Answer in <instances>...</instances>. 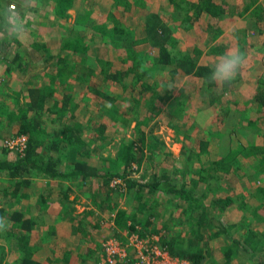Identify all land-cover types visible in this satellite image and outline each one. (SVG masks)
<instances>
[{
	"label": "rangeland",
	"instance_id": "obj_1",
	"mask_svg": "<svg viewBox=\"0 0 264 264\" xmlns=\"http://www.w3.org/2000/svg\"><path fill=\"white\" fill-rule=\"evenodd\" d=\"M15 1L16 0H7L6 3ZM173 1L176 2L178 0H142L141 4L133 1L132 8L123 11V22L129 28L128 36L114 38L110 41L109 38L104 35H102L100 39H96V36H94L93 39L89 35H83V41L89 44L88 51L75 52L71 50H60L58 52L59 55H53L47 58L48 60H45L43 55L34 58V60L28 58V54L27 57L25 54L23 59L16 57L14 65H11L9 72L11 75L4 78V76L1 77V75H3L2 72L0 73V104L3 103L4 106H6L5 108H0V157L9 156L8 154L21 155L9 148L8 153H6V150L3 148L6 147L3 145L4 138L21 133L17 131L18 120H9L5 114L15 106V100L25 105L31 103V94L29 93L31 87H46L48 85L46 75L54 73L59 67V62L61 60L59 61L57 59L58 56L62 57L66 63H74L76 66H79L80 63L84 62L93 69L92 75L89 79L84 80V82L74 80L72 84L61 83V85L59 83L58 87L52 88V96L54 98L61 97V88H64L63 86L71 92L68 108L74 107L73 111L77 119L81 120V131L85 136H88L86 132L87 130H92L90 123L97 114V112H95L96 109H93V101L92 103L90 101L92 99H97V90L109 89L108 87L110 85L113 91L116 89L118 90L117 92L122 93L121 86H118L119 84L114 80L116 79L114 74L117 70H122L125 66V63L122 62L123 60L121 61L118 56L123 58L127 53L126 50L127 47L130 46L131 40L136 39L137 41L133 43V47L139 52L147 51L149 59L157 53V49L160 47L161 42H163L174 58L176 56L178 61L179 59L185 60L187 71H185L179 63L180 70L175 75L167 74V71L164 69H153L151 71L149 69L145 77L146 80L152 79L151 82L156 84L162 91L164 88H167L170 91L167 98L177 99L183 96L186 106L185 103H183L184 106H179L176 110L174 106L172 112L171 109L168 110L169 106L166 105V101L160 102V104L156 102L155 108L160 109L156 115H153L148 125L145 127V131L146 133L147 131H152L151 134L156 135L155 137H157L165 145L164 147L172 154L164 155L162 153L157 156H151L149 154L150 151H144L149 157H143L142 161L139 163L134 162L130 167L131 174L139 180H145L152 172V165L156 166L161 172L163 168L165 170L169 168L171 176L176 179L186 177L191 173L197 174V172L207 170L205 162L219 158L226 147L225 143L230 141V138L226 134L213 135L211 133L210 135L206 132V130L210 132L214 129L212 119L216 111L222 112L224 107L222 98L226 100L230 98V95H235L237 89L239 87L242 88L245 82H249L252 85H256L257 82H260L263 83L264 86V31L256 29V24H260L264 27V0H256V3H254V5L258 3L261 6L259 13L262 12V14L259 19H256L253 14L249 15L245 10L242 13V9L247 3L245 1L248 0H230L231 3L226 5L221 16L211 17L203 14L202 16L194 17L190 21V24H187V18L184 17L185 14L187 15L186 6L184 8L176 7ZM185 2L187 4V0ZM52 4V0H36L33 8L30 10L28 39L23 43L18 41V44L16 41L10 40L12 46L10 47L9 53L13 54L15 51L20 50L24 55L25 48L26 50L31 49L40 52L38 49L41 50L43 44H46V46L52 44L53 40L59 38L58 36L60 33L65 32L66 35L71 32H78V34H82L83 28L86 25V27H88V25L90 26V24H92V22H89L90 20L98 19L97 15L103 12L107 13V10L111 8H114L113 10L115 11L121 8L114 0H75L74 6L68 8L66 11L68 15L66 17H59L53 12ZM19 8L20 4L18 6V9ZM183 17L185 20H183ZM63 27H65V29H63ZM66 28L75 30L69 31ZM96 32L99 33L97 30L94 31V33ZM1 37L4 39L2 35H0V38ZM238 38L242 41L245 48L244 53L246 54V63L239 72L241 78L239 81L237 80L234 87L231 85L230 91L229 89L223 91L219 85L213 92L207 94L205 86L201 88L194 74L188 71V66L194 57L195 50L198 48L201 51L196 60L197 64L216 62L230 49H238ZM213 44H219L217 46H220L215 53L210 52V48ZM109 45L115 46L114 52L112 49L108 48ZM40 53L43 54L42 52ZM11 78L13 79L11 80ZM8 80H11V84H8ZM161 81L163 83H161ZM193 82H195V84ZM13 85L14 87H20L21 90L13 92L14 88H12L13 93L8 96L7 86L11 87ZM137 88H139V86L135 85V93ZM9 92H11V90ZM215 94H217V97L213 102L211 97ZM37 96V102L33 106V109H30L29 113L33 114L37 112L40 114L38 116L40 120L38 124H45L48 129L64 126V124L67 123L64 117L68 119V114L65 113L66 115L63 116L60 115L55 121L51 120L49 118L51 111L48 110L53 107L51 97L42 99L41 92H39ZM125 97L124 100L121 99L118 101V105L122 109H125L126 105L129 104L126 95ZM83 100L88 103L85 104ZM126 100L128 102H126ZM228 102L231 103V101H227L226 103ZM99 104L100 102L97 103V106H99ZM157 104L161 106L157 107ZM232 105L234 110L230 111L226 115L227 117L221 121L226 124H219L221 127L224 125L221 131L226 132L231 126H235L239 122L243 123L244 120L247 119L246 116H249L250 122L256 121L257 124L253 129H245L240 128L241 126H237L238 139L235 138V140H238L239 144H243L236 146L231 145L230 147L239 149L242 146H246L248 142H246L245 138L252 139L254 144L264 145V131L261 129L258 130L260 126L264 128V106L256 108L254 111L251 103L247 105H243L242 103ZM153 106L154 105H152V102H149L147 97L145 100L141 99L139 115L152 116ZM65 112L67 111L65 110ZM112 112H116V109H112ZM73 121L74 119H70L68 126H71ZM95 132L97 133V131ZM96 133H94V135ZM138 135V131L135 130L134 127L130 130V128L125 129L117 125H108V131L103 135L97 134L98 137L93 139L91 147L96 156L113 155L123 142L129 143L132 140L139 146ZM153 139L156 140L146 135V140L152 141ZM202 139L208 142L206 151L203 154L199 147ZM71 151H73V147ZM241 153H243V150ZM263 153L264 151H257L254 154L249 153L247 155L237 153V157L232 160V165L230 166L232 168H230L229 172L224 173L223 171H219L217 174L214 171L217 178L214 179V175L208 177V181L212 184L214 182L216 183L217 180L220 186H223V189H221L223 191L222 194H229L233 198V203L222 214V219L225 222V231L228 236L235 235L237 232L238 226H236V223L243 213L240 209V204H245L247 206L248 215L253 214V207H258L257 212L264 213ZM71 156V154L69 157L66 156L62 160L61 165H65V162ZM174 160L179 161L178 163H181V166L175 167L172 165L171 163ZM101 163L102 160L96 157H93V160L90 161L91 165H100ZM237 164L240 165L238 169ZM235 169H237V171ZM195 171L196 173H194ZM33 177L36 178L39 176ZM117 178H119V180ZM92 181L94 185L97 183L99 188L103 186L102 178L95 177ZM5 182V175L0 174V208L3 209L11 210L12 208H24L26 213H30L33 212L31 208L34 210L36 209V205L33 206L34 204L32 203L33 195H31L32 192H35L33 191L34 189L39 190L42 187L45 194H50L49 214L51 210L60 220L55 219L57 217L51 213L50 215L48 214L47 221H58L57 228L59 229V233L52 236L50 235L47 240L40 243V245L36 244L37 247L34 251L38 254H44L43 256H46V259L59 258L58 264H94L93 258L95 255H100L102 253V258L105 257L107 246L103 243L105 241L107 242V239L113 241L114 249H117V245H119L120 248L124 246L127 253L126 256L130 258L129 256L133 257L137 252L136 247L130 242L132 233L139 237L149 236H142L134 231L128 232L124 228H117L113 221L114 211H108L107 214H104V207L96 206V209H94L92 204H87V202H85L88 197L83 193V197L81 198L72 193L69 195V200L60 198L57 194L59 189L58 183L60 182L58 179L53 181H47L43 178L37 179V181L30 186L32 191L30 195H26L27 190H24L25 188H23L24 186H22L21 183L18 185L16 195H12L10 192L3 193L1 188L4 186ZM108 184L116 187L117 190L111 192V196L117 201L118 206H122L125 195L124 193L119 195L118 192L124 187L123 180L118 176H113ZM18 195L21 196L17 197ZM82 203H86L84 208L81 206ZM46 210L47 208H43V211ZM64 210L68 214L64 213ZM71 214H81L79 218H84L82 222L86 224H84V233L80 231L81 234L75 235L77 237H74L71 232L74 227H71L72 223L69 222L70 219H66L67 217H65V215ZM0 218H4L8 222L7 216L3 210H0ZM153 220L156 222L155 217ZM46 228L47 225L45 229ZM7 229L0 231V245L8 242L5 237ZM224 234L219 236L216 244L222 241V238H225L226 235ZM121 236H123V238H121ZM154 237L158 240L157 234ZM183 237L186 241L187 239L190 240V242L197 240L187 235L185 230L183 231ZM32 243H35V241H32ZM70 249H74L75 251L71 253ZM83 250L88 251L86 255L85 253L83 254ZM65 251L68 253L64 254ZM220 257H222L221 252L213 254V258H218V263L221 260ZM13 258V255L9 254L6 259L8 264H14ZM102 258L99 259L97 264H109L107 260L102 261ZM236 260L239 262L243 260L242 253L238 254ZM211 262L212 260H207L204 264H211ZM254 264H264V252L255 258Z\"/></svg>",
	"mask_w": 264,
	"mask_h": 264
},
{
	"label": "trees",
	"instance_id": "obj_2",
	"mask_svg": "<svg viewBox=\"0 0 264 264\" xmlns=\"http://www.w3.org/2000/svg\"><path fill=\"white\" fill-rule=\"evenodd\" d=\"M6 1L0 0V21L3 20V6L6 4ZM133 1L138 4L142 3V0H114L121 7L120 9L115 11L113 10L114 8H111L107 10V13L103 12L97 15L98 19L90 20L89 22H92V24L88 25V27L86 25L83 28L82 34H78V32H71L66 35L65 32H63L64 34L60 33L59 38L53 40L52 44L48 46L43 44L42 49H38L43 54L31 49L26 50L25 48L24 55L19 50L13 54L10 53L9 57L23 59L25 54L26 57L28 54V58L34 60V58L43 55L46 60L53 55H59L58 52L60 50L88 51L89 44L83 41V35H89L93 39L94 36H96V39H100L104 35L110 41L114 38L128 36L129 28L123 22V11L128 8L131 9ZM185 1L178 0L173 2L179 8L186 6L187 15L185 14L184 17L187 18V24H190V21L194 17H199L203 14L211 17L221 16L226 5L231 3L230 0H187V4ZM52 2L53 12L59 17H66L68 15L67 9L74 6L75 0H52ZM245 2L247 3L242 9V13L245 10L249 15L253 14L256 19H259L262 14V12L259 13L261 6L258 3L254 5L256 0ZM16 4L19 3L17 2ZM184 17L183 20H185ZM66 29L69 31L75 30ZM256 29L264 31V27L260 24H256ZM96 30L99 33H94ZM135 41L137 40H131L130 46L126 50L127 53L123 58L118 56L121 61L123 60L122 62L125 63V66L124 69L117 70L114 74L116 79H113L119 84L118 86H121L122 93L117 92L118 90L116 89L113 91L110 85L109 89L97 90V99L90 101L91 103L93 101L92 105H95H93V109H96L95 112L97 114L90 123L93 131L87 130L86 132L88 136H85L81 131V120L77 119L73 111L74 107L68 108L71 92L63 86L60 98L52 96V88L58 87L59 83L72 84L74 80L84 82V80L89 79L93 73V69L84 62L76 66L74 63H66L62 57L58 56L57 59L61 60L59 67L54 73L46 75L48 85L46 87L39 86L29 89L31 103L25 105L15 100V106L11 110H8L5 115L9 120H18L17 131L27 133L28 140L24 155L8 154L9 156L0 157V174H4L6 177V182L1 191L16 195L20 183L22 186L30 187L32 183L40 178L47 181L58 179L60 182L58 183L59 189L57 194L60 198L69 200L70 193L76 195L75 189H78L77 195H79L78 192L88 195V192L84 190L85 182L99 177L102 178L103 184L100 189L104 188V193H106L104 197H102L101 192H97L96 195L93 194L94 197L96 196V205L104 207L106 213L107 211H114L113 221L117 228H124L128 232L134 231L142 236L157 234L159 236V240H157L158 244L165 247L174 255L186 257L193 264H204L207 260H212L211 264H254L255 258L264 252V213L257 212L258 207H253V214L248 215L247 206L240 204V209L243 213L236 223V226H238L237 232L235 235L228 236L225 231V222L222 219V214L233 203V198L229 194H222L223 191L221 189H223V186H220L217 180L216 183L212 184L208 181V177L214 175V179H216L215 172L217 174L219 171H223L224 173L229 172L230 168H232L230 167L232 160L237 157V153L247 155L249 153L254 154L257 151H264L263 144H254L252 139L248 138H245L246 142L249 143H246V146H242L239 149L230 147L231 145L243 144H239L238 140H235V138L238 139L237 126L245 129L255 128L254 126H256L257 122H250L249 116H246L247 119L243 123L239 122L237 125L231 126L227 131L224 130L226 132L221 131V128L226 124L221 121L227 117L226 115L230 111L234 110L232 104L242 103L243 105H247L251 103L254 111L256 108L264 106L263 83L257 82L256 85H252L249 82H245L242 88L239 87L237 89L235 95H230V98L226 100L222 98V103L224 104L222 112L216 111L212 119L214 129L210 132L206 130V132L210 135L211 133L213 135L226 134L230 138V141L225 143L226 147L219 158L205 162L207 170H202L197 172V174L191 173L190 175H185L186 177L176 179L171 176L169 168L167 170L163 168L161 172L156 166L152 165V172L148 178L139 180L131 174L130 167L134 162L139 163L143 157L148 156L144 151H150L149 154L151 156H157L162 153L164 155L172 154L155 137L156 135L151 134L152 131H147V133L145 131V127L153 115H156L160 109L155 108L156 102L160 104V102L166 101V105L169 106L168 110L171 109L172 112L174 106L175 110L177 107L182 106L183 103L186 106L183 96L177 99L167 98L170 91L167 88H164L162 91L156 84L151 82L152 79L146 80L145 76L149 69L150 71L153 69H164L167 71V74L175 75L180 70L179 63L185 71H187V64L185 60L179 59L178 61L176 56L174 58L163 42H161L160 47L157 49V53L149 59L147 51L139 52L135 50L133 47ZM16 43L18 44V41ZM237 43L238 50L244 53L245 48L239 38L237 39ZM10 45H12V42L4 38L5 51H8ZM217 45L219 44L211 46V53L218 51V47L220 46ZM114 47L109 45L108 48L114 52ZM200 53L201 51L197 48L188 66V71L194 74L198 85L201 88L205 86L207 94L213 92L219 85L223 91L228 89L230 91L231 85L234 87L237 80L239 81L241 78L240 74L238 73L236 78L230 83L217 84L210 82L208 75L215 62L197 64L196 60ZM4 55L8 56L7 53ZM161 83L163 82L161 81ZM193 83L195 84V82ZM135 85L139 86L136 93L134 92ZM39 92H41L42 99L51 97L53 107L48 109L51 111L49 116L51 120L55 121L60 115L68 114V119L64 117V120H67L64 126L48 129L45 124H38L40 121L38 118L39 113H29L30 109H33V106L37 102V94ZM125 95L129 104L126 105L125 109H122L118 105V101L124 100L126 98ZM146 97L154 105L152 116L139 115L141 99L145 100ZM216 97L217 94L213 95L211 100L214 102ZM127 100L126 102H128ZM227 101H231L232 104L226 103ZM98 102H100L99 106H97ZM84 103L87 104L88 102L84 101ZM159 104H157V107L161 106ZM5 107L3 103L0 104V108ZM112 109H116V112H112ZM70 119H74V121L71 126H68ZM221 123H224L222 127L219 125ZM108 125H117L125 129L130 128V130L134 127L139 134V146L131 140L129 143H121L113 155H94L95 153L91 147L93 139L98 137L97 134H105L108 131ZM262 127H258V130L264 131ZM94 133L96 134L94 135ZM146 135L156 140H146ZM207 143L205 139L200 141L199 147L202 154L206 151ZM72 147L73 151H71ZM3 148L8 153V148ZM242 150L243 153H241ZM70 154L72 156L65 162V165H61L62 160L66 156L69 157ZM92 156L100 158L102 163L100 165H91ZM178 162L174 160L171 164L175 167L181 166V163ZM238 168H240L239 164H237ZM237 169L235 170L237 171ZM33 176L39 177L35 178ZM113 176L122 178L124 182V187L120 190L118 189L120 191L118 192L119 195L122 193L125 195L122 206H118L117 201L111 196V192L117 190L116 187L108 184ZM33 191L35 192L31 194L33 195L32 203L34 204L33 206L36 205L35 210L31 208L33 212L26 213L24 208H12L11 210L0 208V210L5 212L8 220V229L5 233L8 242L0 245V264H8L6 259L9 254L13 255L14 264H58V259L48 258L44 261L35 256L34 250L37 247L36 244L42 242L40 239L49 236L57 224H52V221H45L46 214L43 208L49 206L50 194H45L42 187L39 190ZM19 196L21 195L17 197ZM64 213L67 212L64 210ZM154 217L156 218V222L153 220ZM70 221H73V231L78 228L81 232H84L82 230L85 229L84 226L86 224L80 226V223L74 218L70 219ZM46 225L47 228L45 229ZM184 230L187 235L197 240L190 242L187 239L186 241L183 237ZM221 234L226 236L216 244ZM32 241H35V243H32ZM218 252H221L222 255L219 263L217 262L218 258H213V254ZM241 253L243 260L239 262L236 259L238 254ZM101 255L102 253L94 256V264H97L99 259L102 258Z\"/></svg>",
	"mask_w": 264,
	"mask_h": 264
},
{
	"label": "clouds",
	"instance_id": "obj_3",
	"mask_svg": "<svg viewBox=\"0 0 264 264\" xmlns=\"http://www.w3.org/2000/svg\"><path fill=\"white\" fill-rule=\"evenodd\" d=\"M16 2L20 8L16 7ZM3 6V20L0 21V35L7 40L21 43L28 39L29 17L36 0H16ZM246 63V54L238 49H230L225 52L213 65L208 75L210 82L226 84L233 81ZM8 222L0 218V231L6 230ZM156 236V234H149ZM159 240V236H158Z\"/></svg>",
	"mask_w": 264,
	"mask_h": 264
},
{
	"label": "built area",
	"instance_id": "obj_4",
	"mask_svg": "<svg viewBox=\"0 0 264 264\" xmlns=\"http://www.w3.org/2000/svg\"><path fill=\"white\" fill-rule=\"evenodd\" d=\"M3 145L22 156L27 145V134L21 132L8 136L4 138ZM117 179L119 180V178ZM130 238V242L137 250L136 254H134L135 256H129L130 258H128L124 246L120 248L117 245V249H114L113 241L107 239V242L103 243L107 246V250L102 261L107 260L109 264H192L189 259L170 253L169 250L158 244L156 237H139L132 233Z\"/></svg>",
	"mask_w": 264,
	"mask_h": 264
},
{
	"label": "crops",
	"instance_id": "obj_5",
	"mask_svg": "<svg viewBox=\"0 0 264 264\" xmlns=\"http://www.w3.org/2000/svg\"><path fill=\"white\" fill-rule=\"evenodd\" d=\"M17 5V8H18V6H19V4H16ZM0 53H1V55H0V73L2 72V74L3 75H1V77L2 76H4V78H7V77H9L10 75H11V73H9L10 72V69H11V65H14V61H15V59L14 58H10L9 56H5L4 54H10L9 53V50H10V47L12 46V45H10V47L8 48V51H5V47H4V39L1 37L0 38ZM5 51V52H4ZM13 78H11V80H12ZM11 80H8V84H11ZM12 88H14V90H13V92L14 91H20L21 89H20V87H14V85L13 86H7V95L9 96V94H11V93H13L12 92ZM11 90V92H9ZM85 186V192H88V195L86 194H84L83 192H78V194L79 195H77V190L78 189H75V193H76V195L78 196V197H83L82 196V193L85 195V196H87L88 198L86 199V201L85 202H87V204L89 203V204H92L93 205V207H94V209H96V206L97 205H95L96 204V202H95V197L93 196V194L94 195H96V193L97 192H101L102 193V197H104L105 196V193H104V191H105V189H100L98 186L95 188V186L96 185H98L97 183L94 185L93 184V181H92V179H89V180H87L86 182H85V184H84ZM23 188H25L24 190H27V192H26V195H30L31 194V187H26V186H24ZM98 188V189H97ZM35 190V189H34ZM83 190V191H84ZM72 194H74V193H72ZM89 199V200H88ZM95 204H94V203ZM81 206H83L82 208H84L85 206H86V203H82V205ZM49 207V206H48ZM47 207V210L46 211H44L45 212V214H46V222H47V216H48V214H49V208ZM108 212V211H107ZM51 213H53V212H51V210H50V214ZM49 214V215H50ZM54 214V213H53ZM104 214H107L106 212H104ZM55 215V214H54ZM81 214H74V215H69V216H66L65 215V217H67L66 219H72V218H74L75 220L77 219V221L80 223V226H81V224L83 223L82 221H83V219L84 218H79V216H80ZM56 216V215H55ZM57 217V216H56ZM55 219H57V220H60L59 219V217H57V218H55ZM63 219H65V218H63ZM45 222V223H46ZM69 222H73V221H70L69 220ZM52 224H58L59 222L58 221H52L51 222ZM85 224V222L83 223V225ZM114 225H115V222H114ZM72 228L74 227V226H71ZM81 229H83V228H81ZM82 231H85V229L84 230H82ZM72 234L74 235V237H77V236H75V235H77V234H81V232H80V229H78V228H76L74 231H73V229H72ZM53 233V234H52ZM59 233V229L57 228V225L55 226V228H53V230H52V232H51V236L52 235H55V234H58ZM82 233H84V232H82ZM49 235V236H50ZM49 236H47L46 238H43V239H40V240H42V242L43 241H45V240H47V238L49 237ZM42 242H40V243H42ZM40 243H37V245H40ZM73 251H75L74 249L72 250V249H70V252L71 253H73ZM34 253H35V256L37 257V258H39V259H41V260H44V261H46V256L44 257L42 254H38V253H36L35 251H34ZM68 252L67 251H65L64 252V254H67ZM85 253V255H86V250H83V254ZM62 258V257H61ZM56 259V258H55ZM59 259V258H58ZM57 260V259H56Z\"/></svg>",
	"mask_w": 264,
	"mask_h": 264
}]
</instances>
